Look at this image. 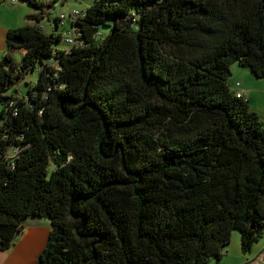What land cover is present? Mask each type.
I'll use <instances>...</instances> for the list:
<instances>
[{
    "label": "trees",
    "instance_id": "16d2710c",
    "mask_svg": "<svg viewBox=\"0 0 264 264\" xmlns=\"http://www.w3.org/2000/svg\"><path fill=\"white\" fill-rule=\"evenodd\" d=\"M25 1L38 24L0 62V251L43 218L36 264H212L234 231L250 252L264 128L228 77L264 78V0H93L67 50Z\"/></svg>",
    "mask_w": 264,
    "mask_h": 264
},
{
    "label": "crops",
    "instance_id": "0c3cea01",
    "mask_svg": "<svg viewBox=\"0 0 264 264\" xmlns=\"http://www.w3.org/2000/svg\"><path fill=\"white\" fill-rule=\"evenodd\" d=\"M41 3L46 0H37ZM36 14L25 0H0V62L6 53L5 35L9 30L23 26H34V21L26 20L27 15ZM45 9L42 13V19ZM238 84V85H236ZM228 85L232 92L240 93L247 100L250 109L256 113L264 128V78H255L247 69L237 65L230 67ZM49 222L43 218H28L21 232L5 251H0V264H36L38 255L44 249ZM231 233L230 243L220 259L212 264H264V235L252 246L250 252L243 254L239 238ZM258 259L260 263H256Z\"/></svg>",
    "mask_w": 264,
    "mask_h": 264
},
{
    "label": "rangeland",
    "instance_id": "374dc122",
    "mask_svg": "<svg viewBox=\"0 0 264 264\" xmlns=\"http://www.w3.org/2000/svg\"><path fill=\"white\" fill-rule=\"evenodd\" d=\"M46 1L47 2H44V4L50 3L51 6L44 8L45 9L44 17L42 20L39 21V24L42 26L43 31L46 33L51 31V29L53 30V26H54L53 19L59 14L61 13L68 14L72 10L84 11L90 4L93 3V0H46ZM34 23L38 24V22L35 21ZM58 31L59 33L61 32L60 28H58ZM101 31L103 33H107V30L103 28L101 29ZM53 47L64 50L68 49V45L64 44L61 41L55 43ZM13 58L16 61H19L20 52L19 51L13 52ZM37 76L38 74L35 69L33 72L29 73L22 82L15 84L14 87L19 90L18 93L22 94L23 92H25L26 89V86L24 85L25 82L33 83L37 79ZM233 234H235L238 237L237 231H235V233Z\"/></svg>",
    "mask_w": 264,
    "mask_h": 264
},
{
    "label": "built area",
    "instance_id": "2783aa9c",
    "mask_svg": "<svg viewBox=\"0 0 264 264\" xmlns=\"http://www.w3.org/2000/svg\"><path fill=\"white\" fill-rule=\"evenodd\" d=\"M84 11L72 10L68 14L61 13L57 17L60 27L62 28V39L61 42L64 44L71 46L75 42V37L77 36L75 32V28L71 27V23H73L77 18L82 17ZM238 85V84H236ZM236 97L241 96L240 93L235 94ZM261 260L258 259L256 263H260Z\"/></svg>",
    "mask_w": 264,
    "mask_h": 264
}]
</instances>
